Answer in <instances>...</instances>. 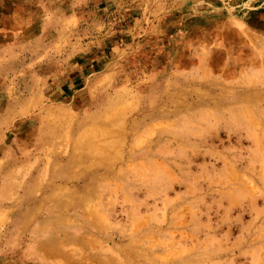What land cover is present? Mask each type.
Returning <instances> with one entry per match:
<instances>
[{
	"label": "rangeland",
	"instance_id": "374dc122",
	"mask_svg": "<svg viewBox=\"0 0 264 264\" xmlns=\"http://www.w3.org/2000/svg\"><path fill=\"white\" fill-rule=\"evenodd\" d=\"M0 264H264V0H0Z\"/></svg>",
	"mask_w": 264,
	"mask_h": 264
}]
</instances>
